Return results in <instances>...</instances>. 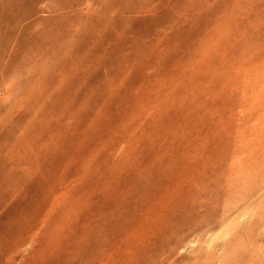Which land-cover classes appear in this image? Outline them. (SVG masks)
I'll use <instances>...</instances> for the list:
<instances>
[{
    "label": "rangeland",
    "instance_id": "rangeland-1",
    "mask_svg": "<svg viewBox=\"0 0 264 264\" xmlns=\"http://www.w3.org/2000/svg\"><path fill=\"white\" fill-rule=\"evenodd\" d=\"M0 35V264H264V0H0Z\"/></svg>",
    "mask_w": 264,
    "mask_h": 264
},
{
    "label": "bare ground",
    "instance_id": "bare-ground-1",
    "mask_svg": "<svg viewBox=\"0 0 264 264\" xmlns=\"http://www.w3.org/2000/svg\"><path fill=\"white\" fill-rule=\"evenodd\" d=\"M1 36V35H0ZM1 38V37H0ZM261 40H264V39H261ZM261 46L263 47V49L262 50H264V43L263 44H261ZM258 63V62H257ZM260 70V69H259ZM260 75L262 76V77H264V56H263V58H262V62H261V72H260ZM4 76H5V69H4V61H3V56L2 55H0V88H1V86L3 85V82H4ZM256 85H257V91H255V93L254 94H256V102L255 101H253L252 100V104L250 103V101H249V103L251 104V106H250V104L248 103L247 104V109L248 110H250V111H254L255 110V115H254V117L253 118H255L256 119V121L258 122V121H261V119L263 120L264 119V82H261V84L260 83H258L257 81H256ZM250 88V87H249ZM251 91V88L250 89H248L247 90V93H248V97L250 98V96H251V93H250V91ZM249 91V92H248ZM253 93V92H252ZM248 98V100H250ZM247 100V101H248ZM254 107V108H253ZM253 113V114H254ZM252 118V119H253ZM251 119V118H250ZM263 122V121H262ZM259 124H260V122H258ZM264 127V126H263ZM264 128H262V130H263ZM263 132V131H262ZM264 135V134H263ZM262 135V136H263ZM262 138H264V136L262 137ZM260 143H261V140H260ZM256 150V149H255ZM10 217V216H9ZM4 221V220H3ZM1 223H3V222H1ZM48 241V240H47ZM19 254V253H18ZM14 256V255H13ZM14 259H16V257H14ZM13 259V260H14ZM14 262H16V261H14ZM13 262V263H14ZM15 264H17V263H15Z\"/></svg>",
    "mask_w": 264,
    "mask_h": 264
}]
</instances>
